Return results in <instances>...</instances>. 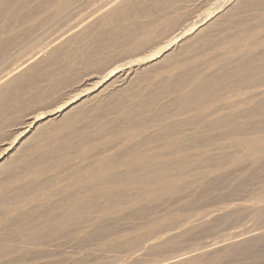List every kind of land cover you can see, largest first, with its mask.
<instances>
[{
    "label": "rangeland",
    "instance_id": "1",
    "mask_svg": "<svg viewBox=\"0 0 264 264\" xmlns=\"http://www.w3.org/2000/svg\"><path fill=\"white\" fill-rule=\"evenodd\" d=\"M122 1L0 0V156L117 76L0 166V264H264V0Z\"/></svg>",
    "mask_w": 264,
    "mask_h": 264
},
{
    "label": "bare ground",
    "instance_id": "2",
    "mask_svg": "<svg viewBox=\"0 0 264 264\" xmlns=\"http://www.w3.org/2000/svg\"><path fill=\"white\" fill-rule=\"evenodd\" d=\"M8 1V0H7ZM58 2H59V0H58ZM122 2H124V0L122 1ZM231 2V0H224L221 4L223 5V4H225V5H227V4H229ZM120 3V2H119ZM220 3V2H219ZM66 4H69V3H66ZM71 4V3H70ZM70 4H69V6H70ZM74 4V3H73ZM235 4V3H234ZM113 5V4H112ZM62 6H64V4L62 5ZM69 6H66V7H69ZM107 7V6H106ZM111 7V6H110ZM116 6H114V8H115ZM42 8V7H41ZM215 8V7H214ZM58 9V8H57ZM65 10H66V8H64ZM68 9V8H67ZM71 9V8H70ZM229 9V8H228ZM61 9H59V12H61L60 11ZM65 10H62L63 12L65 11ZM110 10V9H109ZM113 10V9H112ZM112 10H110V11H112ZM168 10V9H167ZM213 10H215V9H213ZM66 11H68V10H66ZM181 11V10H180ZM75 12V11H74ZM106 12H107V10H106ZM226 12H228V11H226ZM103 12H101V14H102ZM103 14H105V12L103 13ZM211 14H212V12H211ZM105 16V15H104ZM208 16V15H207ZM102 17H103V15H102ZM101 17V18H102ZM209 17H210V15H209ZM212 18V17H211ZM218 18V17H217ZM216 18V19H217ZM201 19H203V18H201ZM200 19V20H201ZM7 20V19H6ZM204 20V19H203ZM215 20V19H214ZM106 21V20H105ZM206 21V20H205ZM213 21V20H212ZM198 23L200 22V21H197ZM106 23V22H105ZM198 23H196L195 24V22H194V24H193V26L190 28V29H188L187 31H185V32H182V33H178V34H176V35H173V40L170 42V41H168V40H166V41H168L169 43H167L165 46H164V48H162V49H160L158 52H156V53H153L152 55H150V56H148V57H145V58H143L142 59V57H141V59L140 60H138V61H135V62H133V63H129L130 65L128 66V70H129V72H131L130 70L132 69V70H136V69H140V68H142V67H144V66H146V65H149V64H151V63H154L155 64V62H158L159 60H161L163 57H165V53H168V55H169V53H171L172 51H174V49L176 48V46H177V44L179 43L180 44V42H182L185 38H187V36H191V35H195L196 33H198V32H200L202 29H203V27H201ZM202 23V22H201ZM209 23V22H208ZM107 24V23H106ZM198 24V25H197ZM210 24V23H209ZM215 24V23H214ZM206 25V24H205ZM24 27V26H23ZM206 27V26H205ZM75 32V31H74ZM173 33V32H172ZM258 33V32H257ZM171 35V34H170ZM197 36V35H196ZM166 37H168V36H166ZM171 37V36H170ZM146 39V38H145ZM167 39V38H166ZM233 39V38H232ZM258 39V38H257ZM25 40V39H24ZM188 40V39H187ZM196 40V39H195ZM237 40V39H236ZM245 40V39H244ZM261 40H262V38H261ZM186 41V40H185ZM263 41V40H262ZM161 42V41H160ZM183 43V42H182ZM233 43V42H232ZM238 43V42H237ZM243 43V42H242ZM241 43V44H242ZM253 43V42H252ZM262 43V42H261ZM260 43V44H261ZM223 44V43H222ZM239 44H240V42H239ZM239 44H236V46L237 45H239ZM243 44H245V42L243 43ZM251 44V43H250ZM254 44H255V42L253 43V47H255L254 46ZM16 45V44H15ZM256 45V44H255ZM257 45H259V43L257 44ZM256 45V47H258ZM131 46V45H130ZM240 46V45H239ZM247 46H248V44H247ZM163 47V46H162ZM230 47V46H229ZM243 47V46H242ZM245 47V46H244ZM248 47H250V46H248ZM232 48H234L233 46H232ZM236 48H238V47H236ZM179 49V48H178ZM228 50H226V54L228 55V54H231L232 55V52H234V51H229V49H231V48H227ZM243 49V48H242ZM239 50L238 51V53L236 52V54H242L244 51H247V50H249V49H252V47L251 48H248V49H244V50ZM213 51V50H212ZM253 51V50H252ZM214 52V51H213ZM225 52V51H224ZM248 53V52H247ZM235 53H233V55H234ZM167 55V54H166ZM203 56V55H202ZM167 57V56H166ZM137 58V57H136ZM197 58V57H196ZM162 61V60H161ZM53 62V61H52ZM27 63V62H26ZM211 64V63H210ZM214 65V64H213ZM116 66V65H115ZM215 66V65H214ZM220 66V65H219ZM75 69V68H74ZM127 69V68H126ZM123 71V70H122ZM138 72V71H137ZM116 73V72H115ZM12 74V73H11ZM19 75V74H18ZM119 75V74H118ZM124 76V75H123ZM72 78V77H71ZM104 78H106V79H103L99 84H98V86L97 87H94L93 89H91L90 91H88V92H85V93H80L78 96L76 95V97H74V98H70V99H68V100H66V101H64V102H62L61 104H59L58 106H56L53 110H51V111H48V113L46 112V113H44V115L43 114H39V116L40 117H38L37 118V115H36V119H34L33 118V121H31V123H29L26 127L24 126V129L19 133V137H17L18 139H14V143L11 145V147L9 148V149H7V152L6 153H4V155H2V156H0V166H2L3 164H5L6 162H8L10 159H11V157H12V153H14L15 152V150H17L23 143H25L29 138L31 139V135H32V133L37 129V128H39V126L41 125V124H44V123H46V122H49L50 121V123H51V121L53 120H56L57 118H61V116H63L64 114H69V112H72V111H74V110H72V109H75V107L76 108H78L79 107V105L80 104H82V103H84V102H88V99L90 98V97H92V98H94V99H97L95 96L96 95H98L99 93H101V92H103V91H106V89H108L107 87H109L111 84H113L114 83V79L116 80V78H117V76H116V78L114 77V75L112 74H110V75H108L107 77H104ZM96 82V81H95ZM44 84V83H43ZM111 87H113L112 85H111ZM110 87V88H111ZM114 88V87H113ZM251 90V89H250ZM127 91V90H126ZM262 92V91H261ZM249 95V94H248ZM54 96V95H53ZM99 96V95H98ZM101 96V95H100ZM91 98V99H92ZM251 98H253V97H251ZM234 99V98H233ZM93 100V99H92ZM228 100V99H227ZM231 100V99H230ZM86 102V103H87ZM235 102V101H234ZM225 103V102H224ZM210 104V103H209ZM244 104V103H243ZM84 105H85V103H84ZM249 105V104H248ZM18 106V105H17ZM207 107V106H206ZM241 107V106H240ZM72 110V111H71ZM132 111V110H131ZM200 112V111H199ZM198 112V113H199ZM197 113V114H198ZM176 115H178V114H176ZM66 116V115H65ZM194 118V117H193ZM41 121H43V123L41 122ZM83 134V133H82ZM253 141H255V140H253ZM257 141V140H256ZM13 142V141H12ZM11 142V143H12ZM10 143V144H11ZM245 145V147L247 146V145H249L250 146V142L248 141V142H245L244 143ZM243 146V145H242ZM251 146H253V145H251ZM263 146V145H262ZM261 146V147H262ZM250 148H252V147H250ZM256 148V147H255ZM255 148H252V149H255ZM261 149V148H260ZM263 150V149H262ZM261 150V151H262ZM2 151V150H1ZM165 154V153H164ZM250 154V153H249ZM175 155V154H174ZM149 159V158H148ZM256 159V158H255ZM254 159V160H255ZM21 162V161H20ZM165 163V162H164ZM6 165V164H5ZM88 168V167H87ZM12 171V170H11ZM30 176V175H29ZM90 180V179H89ZM34 181V180H33ZM111 183V182H110ZM176 186V185H175ZM102 187V186H101ZM28 189V188H27ZM33 191V190H32ZM51 193V192H50ZM81 194V193H80ZM35 195V194H34ZM143 195V194H142ZM48 196V195H47ZM32 197V196H31ZM39 197V196H38ZM36 199V198H35ZM74 199V198H73ZM77 200V199H76ZM83 201V200H82ZM4 202V201H3ZM10 203V202H9ZM77 203V202H76ZM83 204H84V202H83ZM18 205V204H17ZM12 206H14V205H12ZM84 206V205H83ZM10 210V209H9ZM19 210V209H18ZM77 210V209H76ZM4 211V210H3ZM82 211V210H81ZM7 212V211H6ZM11 212V211H10ZM23 212V211H22ZM9 213V212H8ZM17 213V212H16ZM21 213V212H20ZM7 214V213H6ZM4 215V216H6L7 217V215ZM11 214V213H10ZM3 216V217H4ZM9 216V215H8ZM11 219V218H10ZM34 220V219H33ZM32 224V223H31ZM36 227V226H35ZM258 234V233H257ZM171 235V234H170ZM262 235H264L263 233H262ZM23 236V235H22ZM240 236V235H239ZM252 236H253V234H252ZM251 236V237H252ZM251 237H249V238H251ZM239 238V237H238ZM242 238V237H241ZM244 239V238H243ZM158 241H159V239H158ZM233 242H236L237 243V241H233ZM243 241H241V243H242ZM230 243V242H229ZM250 243V242H249ZM252 243V242H251ZM232 244H234V243H232ZM228 245V244H227ZM227 245H225L226 246V248H229V246H227ZM212 247V246H211ZM224 248V247H223ZM7 249V248H6ZM211 250V249H210ZM209 250V251H210ZM205 251H207V250H205ZM208 251V252H209ZM208 252H207V254H208ZM203 255H205V252H198L197 254H194V255H191V256H189V257H186V258H181V257H179V258H181V259H173V260H169L170 258H168V260L165 262L164 261V263H162V264H182V263H184V262H186V261H188L189 259L191 260V259H194V258H200L201 257V259H202V256ZM206 256V255H205ZM178 257V256H177ZM200 259V260H201ZM195 260H197V259H195ZM196 262V261H195Z\"/></svg>",
    "mask_w": 264,
    "mask_h": 264
}]
</instances>
